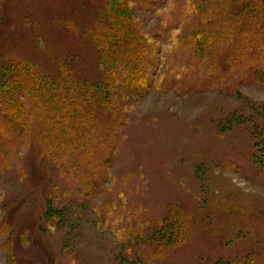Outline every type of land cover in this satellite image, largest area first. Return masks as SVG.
<instances>
[{"label": "rangeland", "instance_id": "374dc122", "mask_svg": "<svg viewBox=\"0 0 264 264\" xmlns=\"http://www.w3.org/2000/svg\"><path fill=\"white\" fill-rule=\"evenodd\" d=\"M248 3L0 0V82L24 85L26 118L0 117V264H264V0Z\"/></svg>", "mask_w": 264, "mask_h": 264}, {"label": "trees", "instance_id": "16d2710c", "mask_svg": "<svg viewBox=\"0 0 264 264\" xmlns=\"http://www.w3.org/2000/svg\"><path fill=\"white\" fill-rule=\"evenodd\" d=\"M238 1L243 4V10L247 9V10L250 11L251 8H250V4L248 3L249 0H238ZM249 11H245V13H247ZM245 17H247V16H245ZM131 54H133V55L130 56V58H131V60L134 63V61H135L134 59L135 58H139V56H138V53H136L134 50H133V52ZM106 56L107 55H104L103 53L99 52L98 59H99V64L100 65L102 64L103 57H106ZM127 56L128 55L126 54V57ZM124 62L128 63V60L125 59ZM134 67H136V66H134ZM23 70H20V71L18 70L19 71V76L21 77L20 81L22 83H25V84L26 83H32V79H30V75L27 73L26 70H24V71ZM7 73L5 72V74H4L5 77H3L4 78L3 81L0 82V98L2 99V96H3V98L6 97L9 103L0 101V103H2V107H0V117H3L4 119H6L11 124V126H13V127H15V126L16 127H20V124H21V127L24 128V125L26 124L25 123V119L26 118L22 116L21 119H20V118L16 117L15 114H11L12 111L14 110L15 106H16V103L18 102V101L17 102L14 101V97L16 96L17 93L20 92L21 88H23L24 85H22L23 87H21V84H17L16 83L15 74H9V75L6 76ZM60 73H58L60 78L59 77L57 79L53 78V80L52 79L50 80V78H48V80H50L49 83H53L54 84V88H55V86H57V84H59L58 86H61V88L65 89V87H64V85L66 84L65 81H66V79H68L70 77L71 73H69V72L68 73H61V74ZM131 75H133L132 77H134L135 73L132 71ZM42 77L41 76L38 77V79L40 78L39 82L41 80L44 81L46 79L45 76H42ZM84 83H87V82H84ZM8 85L10 87H7ZM16 85L18 87H16ZM42 87H43V85L41 87L39 86V90L42 91ZM49 90H50V88H49ZM104 90H103V92H104ZM51 91H57V90L56 89L53 90V88L51 87ZM46 92H48V91H46ZM63 94H64V97L68 96V93H63ZM56 96H53V98L56 97Z\"/></svg>", "mask_w": 264, "mask_h": 264}]
</instances>
